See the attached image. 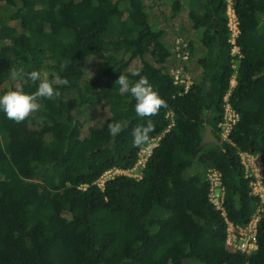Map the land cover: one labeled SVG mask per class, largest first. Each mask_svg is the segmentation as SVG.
Here are the masks:
<instances>
[{"label":"trees","instance_id":"obj_1","mask_svg":"<svg viewBox=\"0 0 264 264\" xmlns=\"http://www.w3.org/2000/svg\"><path fill=\"white\" fill-rule=\"evenodd\" d=\"M233 1L239 59L229 41L227 0H188L196 34L181 27L193 34L185 62L197 56L198 75L186 86L171 72L180 32L168 38L165 28L183 0H171L169 12L164 0H0V93L34 91L35 84L10 75L33 69H46L50 80L55 73L59 93L40 98L43 109L22 122L0 113V264H264V216L255 251L225 243L227 220L246 224L259 203L240 154H259L264 164V0ZM102 52L103 71L84 80L85 57ZM134 70L165 106L141 118L133 98L111 105L84 135L80 116L120 94V73L139 79ZM230 88L239 118L224 140L218 124ZM149 119V141L134 147L132 130ZM117 122L122 131L112 136L107 125ZM206 124L221 144L200 146ZM154 138L140 178L115 174L98 184L112 168L133 167ZM209 168L220 173L222 209L210 198Z\"/></svg>","mask_w":264,"mask_h":264},{"label":"built area","instance_id":"obj_2","mask_svg":"<svg viewBox=\"0 0 264 264\" xmlns=\"http://www.w3.org/2000/svg\"><path fill=\"white\" fill-rule=\"evenodd\" d=\"M228 8L227 13L229 17L228 26L231 32L229 41L232 45V54L239 59L241 52L239 46L236 44V37L239 33L238 18L233 8V0H227ZM188 43L183 39H176L175 44V55L182 61L189 58ZM237 66V65H235ZM185 67H176L171 70L176 83H184L188 86L192 80H190L188 75L183 76V71ZM236 84V74L233 75L231 79V88ZM230 90L224 97V115L222 120L219 122L218 126L220 128V136L224 140H229V133L239 118L237 111L231 106L229 102ZM157 143V138L151 140L139 153L138 160L136 164L128 169L122 168H112L106 171L98 180V184L102 187L104 181L115 174H127L132 177L140 178L142 168L148 156L151 154L153 147ZM241 161L245 169L246 177L250 178L249 185L251 187L252 194L259 198L258 206L244 225L234 224L233 222L227 220V232L225 243L227 247L234 251H242L246 254H250L257 249V226L259 220L264 216V164L259 154H253L251 152H241ZM210 184L211 201L215 204L218 209H222V198L224 193V188L222 185L220 173L213 168H209L207 172ZM223 214L224 211H223Z\"/></svg>","mask_w":264,"mask_h":264},{"label":"clouds","instance_id":"obj_3","mask_svg":"<svg viewBox=\"0 0 264 264\" xmlns=\"http://www.w3.org/2000/svg\"><path fill=\"white\" fill-rule=\"evenodd\" d=\"M13 78L21 76L27 84H35L34 91H26L23 86L14 87L0 93V113L17 123L24 121L32 112L40 108L39 99H53L59 95L54 87L55 73L53 80L45 76L41 70L33 69L27 73L12 71ZM131 76L139 77L131 81L128 76L120 73L115 80V86L121 95L129 94L135 101L134 111L138 117L150 118L157 114L158 110L165 106L164 100L154 90L148 79L140 75L139 71H132ZM67 84V81H62ZM110 135L116 136L122 131L121 123H109L107 125ZM152 131V123L149 119L147 126L136 127L132 130V144L134 147H141L149 141V133Z\"/></svg>","mask_w":264,"mask_h":264},{"label":"rangeland","instance_id":"obj_4","mask_svg":"<svg viewBox=\"0 0 264 264\" xmlns=\"http://www.w3.org/2000/svg\"><path fill=\"white\" fill-rule=\"evenodd\" d=\"M165 2V7L167 8L166 11L169 12L168 10L170 9V3L171 0H164ZM187 5H188V0H183V7L181 12L179 13V15L176 17V19L174 20L173 24H167V26L165 27L167 29V31L169 32V36H167L168 38L170 37V35L172 36V34L180 32V34L178 33L177 36L174 38L173 42V47H175L176 44V39H183L186 43H188V40L190 38L193 37V34H191L190 32H193L196 34L195 30H190V20L187 16ZM187 27V30L189 29V33H183L182 32V26ZM172 50V48H171ZM175 52V49H174ZM107 52L104 53L102 52L101 54L98 55H87L85 57V61H86V71H85V76H84V80H88V79H92L94 77H96L97 75H99L103 69H104V64L106 61V56H107ZM119 56L122 55V52L118 53ZM190 57V56H189ZM174 58L179 59L177 57V55H174ZM176 59V63L173 64V66L171 67V70H174V68L178 67H185V70L183 71V76L184 75H188L190 80H193V74L194 75H198V68H196V65L198 63V57L197 56H192L190 58V65H188V62H185L186 60H183L182 62L177 61ZM189 60V58L187 59ZM186 63L188 65V67H190V70L186 68ZM131 67L137 66V63L134 62L133 64H131ZM237 65V64H236ZM45 76H48V72L46 69L43 70L42 72ZM67 98L70 102L76 103L77 101V96L75 92H70V94L67 95ZM132 97L129 94H117L115 96H113L112 98L108 99L107 101H103L100 104L94 105L93 107H91L88 110L84 111V114L80 116V122H82L81 125H83V134H86V131L88 129V126L95 124L97 122H101L106 116L109 115V113H111L110 108L112 109L111 105H116L119 103H124L125 101H128L129 99H131ZM40 104V103H39ZM77 104V103H76ZM116 107V106H115ZM43 109V104H40V108L34 112H32L30 115L33 116L36 114V112H40ZM112 114H114L113 110H112ZM116 115H118L117 113H115ZM86 146V145H84ZM87 148L85 147V149L80 150L79 152H77L76 154H74L75 157H80V153L83 152L84 150H86ZM198 166L195 168L197 170ZM190 169L187 171V174H189ZM54 229V225H50V229ZM185 264H199V262L197 260H193V259H188L185 261Z\"/></svg>","mask_w":264,"mask_h":264},{"label":"water","instance_id":"obj_5","mask_svg":"<svg viewBox=\"0 0 264 264\" xmlns=\"http://www.w3.org/2000/svg\"><path fill=\"white\" fill-rule=\"evenodd\" d=\"M207 143H215L218 145L221 144L219 138L212 132V129H211L209 124L205 125V130L203 133V137H202L200 146L207 144Z\"/></svg>","mask_w":264,"mask_h":264}]
</instances>
